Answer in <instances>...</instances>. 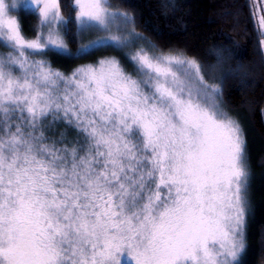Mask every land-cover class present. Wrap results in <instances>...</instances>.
I'll list each match as a JSON object with an SVG mask.
<instances>
[{
    "label": "snow or ice",
    "instance_id": "6c2138e0",
    "mask_svg": "<svg viewBox=\"0 0 264 264\" xmlns=\"http://www.w3.org/2000/svg\"><path fill=\"white\" fill-rule=\"evenodd\" d=\"M24 7L31 37L0 0V264H236L250 172L221 84L111 0H73L68 18L62 0ZM251 15L264 36V5ZM70 23L105 35L72 54ZM104 48L121 55L67 75L46 58Z\"/></svg>",
    "mask_w": 264,
    "mask_h": 264
},
{
    "label": "trees",
    "instance_id": "16d2710c",
    "mask_svg": "<svg viewBox=\"0 0 264 264\" xmlns=\"http://www.w3.org/2000/svg\"><path fill=\"white\" fill-rule=\"evenodd\" d=\"M114 8L129 13L135 31L157 48L177 50L201 63L205 78L221 84V100L242 117L250 164L251 212L245 226V245L238 264H264V36L251 15L252 0H111ZM261 6V5H260ZM260 10V7L256 11ZM66 18L74 17L73 0H62ZM24 32L34 34L37 17L20 13ZM68 48L77 49L76 25H68ZM227 49L218 63L214 50ZM73 58L50 51L47 59L67 73L106 54ZM215 66V67H213ZM129 66H127L128 68Z\"/></svg>",
    "mask_w": 264,
    "mask_h": 264
},
{
    "label": "rangeland",
    "instance_id": "374dc122",
    "mask_svg": "<svg viewBox=\"0 0 264 264\" xmlns=\"http://www.w3.org/2000/svg\"><path fill=\"white\" fill-rule=\"evenodd\" d=\"M252 1H253V5H254L255 8H257V9L260 7V5H264V0H252ZM18 3H19V8H18V11H17V15L20 16V13H21V12L28 11V9H26V8L24 7V5H25L26 3H28V0H18ZM120 11H122V10H120ZM257 12H259V10H257ZM37 25H38V19L36 20V27H37ZM130 27H131V26H130ZM137 33H138V32H137ZM139 34H140V33H139ZM33 35H34V34H33ZM103 35H105V33H102V32H96V31L86 32V33H83V34H77V27H76V39H77V41H78L77 49H76L75 51H72L70 48H68V51H69L70 53H72V54H76L82 45L89 43L91 40L98 39L100 36H103ZM142 36H143V35H142ZM29 37H31V36H29ZM143 37H144V36H143ZM145 38H146V37H145ZM146 40L149 41L147 38H146ZM104 49H107V51H106L107 53L104 54V55H102V56L108 55V56H117V57H120V55H121L119 52L114 51V50L111 49V48H104ZM99 57H100V56H99ZM83 64H87V63H83ZM83 64H79V65H77V66L74 67L71 71H69V72H67V73H65V74H66V75H67V74H71L72 71H73L75 68H77L78 66L83 65ZM127 70H128V71H132L131 66H129V67L127 68ZM62 72H63V71H62ZM63 73H64V72H63ZM222 103H223V102H222ZM223 107H224V109L228 112V114L240 124L241 129H242V132H243L244 140H245V145H246L245 133H244V129H243V124H242V122H241V120H242L241 115L238 114L236 111H233V112H232V111L226 109V107L224 106V104H223ZM246 153H247V152H246ZM247 158H248V155H247ZM249 163H250V162H249V159H248V166H249V167H248V170H249V172H250V164H249ZM250 178H251V173H250ZM249 195H250V194H249V190H248L249 205H248V214H247V216H248V215L250 214V212H251V207H250L251 204H250V198H249ZM247 216H246V219H247ZM245 226H246V222H245ZM241 254H242V253H241ZM241 254H240L239 257H238L236 264H238Z\"/></svg>",
    "mask_w": 264,
    "mask_h": 264
}]
</instances>
